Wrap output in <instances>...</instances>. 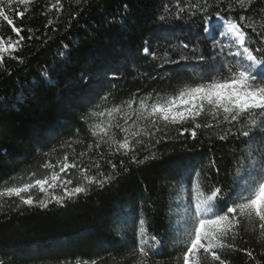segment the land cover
Returning <instances> with one entry per match:
<instances>
[{"label": "snow or ice", "instance_id": "1", "mask_svg": "<svg viewBox=\"0 0 264 264\" xmlns=\"http://www.w3.org/2000/svg\"><path fill=\"white\" fill-rule=\"evenodd\" d=\"M34 3L35 0H0V21L12 33L0 35V67H4L6 58L25 63L20 52L25 41L22 33L27 32L28 41L41 39L33 29L16 24ZM76 3L79 6L81 0ZM258 3L262 6L255 15L264 21V0ZM252 6V0H161L150 22L154 28L169 32L175 43L169 41L161 60L145 39L139 54L152 67L151 75L143 73L145 81H159L165 87L148 91L138 88L116 103L110 91L93 92L91 79L82 73L79 79L90 94L79 102L68 103L65 110L71 119L85 126V134L92 140L86 147L94 152L78 153L71 163L67 154L58 164L48 160L41 165L45 174L38 178L36 172H31L29 182L0 188V199L18 200L15 208L9 205L17 215L32 209H64L81 196L114 187L130 174L126 160L136 165L155 161L159 159L157 145L195 144L199 135L208 132L213 134L210 139L237 145L230 161L235 169L231 183L225 182L227 171L221 176L215 158L207 165L191 164L184 169L182 180L171 187L162 185L161 190L175 196V200L167 204L153 201L161 204L156 217L167 220L163 234L155 228V220L146 217L142 204L134 211L117 210L109 230L121 239L131 233L125 264H160L156 257L162 255L173 232L179 247H174L175 260L169 264H232L229 257L233 253H243L248 264H264V23L238 13V9L248 12ZM42 7L41 15L47 19L45 32L49 28L58 31L56 24L65 11L63 0ZM123 7L124 17H114L109 23H123L128 5ZM82 11L68 13V30ZM49 13L55 19L48 18ZM63 47L71 55L67 45ZM179 72H187L191 83L179 80ZM0 74H7V68ZM38 75L47 79L48 71ZM105 76L109 80L121 78L116 73ZM169 90L171 94L161 95ZM5 103L6 99L0 100V105ZM79 133L80 129L73 126L72 134ZM73 143L68 139L60 147L71 148ZM102 149L108 151L107 158ZM142 152L145 154L141 158ZM116 155L120 158L114 162L112 157ZM102 164L108 169L107 174ZM73 171L80 173L75 183L69 178ZM90 172L95 174L89 175ZM33 190L45 194L44 198L34 199ZM0 214L9 215L3 212V205ZM249 232L260 237L259 241L253 240L261 249L259 253L237 243ZM257 254L261 259H257ZM102 259L44 256L35 258L33 264H101ZM0 264L6 261L0 260Z\"/></svg>", "mask_w": 264, "mask_h": 264}, {"label": "trees", "instance_id": "2", "mask_svg": "<svg viewBox=\"0 0 264 264\" xmlns=\"http://www.w3.org/2000/svg\"><path fill=\"white\" fill-rule=\"evenodd\" d=\"M50 2L54 0H35L24 19L16 20L18 27L31 28L41 37L28 41L27 32L22 33L25 41L20 52L25 63L21 65L6 58L4 67H0V73L7 68V74H0V100L6 99V103L0 105V181H3L0 188L29 182L31 172H36L39 178L45 174L41 165L48 160L58 164L67 154L71 163L78 153L94 152V149L86 147L92 144V140L85 134V126L71 119L65 110L68 103L79 102L90 94L79 79L82 73L91 79L93 92L110 91L116 103L127 99L138 88L148 91L150 88L165 87L159 81H145L143 73L151 75L152 67L139 54L141 42L145 39L161 60L169 41L175 43L169 32L154 28L150 22L161 0H81L79 6L76 0H63L65 11L56 24L58 31L49 28L45 32L47 19L41 15L42 6ZM125 4L128 5V13L123 23H109L114 17H124ZM252 5L248 12L238 9V13L250 16L258 24L264 23L255 15L262 5L258 0H252ZM81 10V15L72 21L68 30L65 25L68 13ZM48 18L55 19V16L49 13ZM0 35H12L2 21ZM64 45L71 50V55L67 54ZM45 70L48 71V78L42 80L38 73ZM111 73L121 78L107 79L105 74ZM178 79L191 83L187 72H179ZM165 94H171L170 90L161 95ZM73 126L80 129L79 134H72ZM212 135L208 132L199 135L195 144L157 145L159 159L143 165L126 160L130 174L114 187L94 191L87 197L81 196L64 209H32L17 215L10 211L9 205L15 208L18 200L0 199L3 212L9 213L8 216L0 214V260L6 261V264H33L37 257L83 256L85 259L103 258L101 264H125L132 236L129 233L121 239L109 230V222L117 210L134 211L137 205L142 204L146 217L154 219L155 228L163 234L167 230V220L163 216L156 217L161 204H154L153 201L161 200L162 204H167L176 199L167 191H162V185L171 187V184L182 180L187 166L197 162L207 165L211 158H215L221 176L226 171L229 173L225 182H232L231 173L235 169L230 161L232 153L238 150L237 145L210 139ZM119 138L117 135L116 139ZM68 139L74 141L71 148H61V143ZM240 147L247 148L249 145ZM102 151L107 158L108 151ZM144 154H140L141 158ZM92 158L99 160L95 155ZM119 158L118 155L112 157L114 162ZM84 159L87 160L88 156ZM102 170L108 173L103 164ZM208 174L212 175L211 172ZM79 175L78 171H73L69 178L75 183ZM164 177L171 179L166 181ZM31 195L38 199L44 198L45 194L33 190ZM163 211L167 212V207ZM254 239L259 241V235L253 237L249 232L237 243L259 253L261 249L258 243L253 242ZM174 247H179L175 232L170 234L162 255L156 257L160 264L175 260ZM229 258L232 264H248L243 253H233ZM257 259H261L258 254Z\"/></svg>", "mask_w": 264, "mask_h": 264}]
</instances>
